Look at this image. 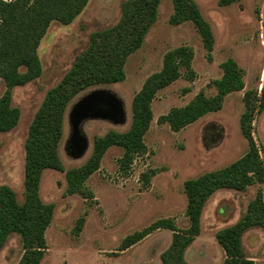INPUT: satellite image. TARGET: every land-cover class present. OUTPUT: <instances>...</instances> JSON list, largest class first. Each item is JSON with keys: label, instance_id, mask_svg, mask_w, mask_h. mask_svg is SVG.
I'll return each instance as SVG.
<instances>
[{"label": "rangeland", "instance_id": "374dc122", "mask_svg": "<svg viewBox=\"0 0 264 264\" xmlns=\"http://www.w3.org/2000/svg\"><path fill=\"white\" fill-rule=\"evenodd\" d=\"M124 0H89L70 23L54 20L42 37L38 54L42 73L12 91V103L20 109L15 127L0 132V184L10 185L19 202L25 199V143L30 124L47 91L59 83L75 59L90 42L92 32L115 24ZM211 24L215 42L210 53L202 36L190 20L174 24L172 0H161L156 21L143 44L126 59L125 79L89 86L69 102L59 152L65 170L46 168L42 173L40 194L54 202L53 219L46 230L47 251L41 264H163L161 252L172 240V230L159 228L148 237L121 250L123 239L160 217H171L179 229L189 226L186 214L187 195L184 182L206 171L221 168L238 159L249 149L240 127L246 109L247 90L262 93L264 85V0H196ZM193 48L195 76L184 72L160 89L152 101L153 120L144 135L147 150L135 156L127 167L120 166L123 148L111 145L103 154L100 166L85 185L94 197L67 192L66 171L80 166L92 155L94 140L110 129L126 131L132 122V100L145 79L161 69L165 53L178 45ZM234 58L243 68L245 86L225 96L223 106L210 111L178 131L158 117L173 106L186 104L196 93L214 95L213 80L221 77V62ZM96 89L113 92L123 103L125 120L115 122L92 116L80 129L87 147L74 156L68 140L72 134L70 111L84 95ZM6 82L0 78V96ZM253 136L264 159V109L256 110ZM261 190L264 182L245 189L219 188L206 201L201 215V232L186 248L191 264H222L226 253L216 237L222 227L236 222ZM81 218L82 227L79 228ZM247 255L264 264V226L248 228L242 237ZM23 252V242L13 232L0 249V264H16Z\"/></svg>", "mask_w": 264, "mask_h": 264}, {"label": "trees", "instance_id": "16d2710c", "mask_svg": "<svg viewBox=\"0 0 264 264\" xmlns=\"http://www.w3.org/2000/svg\"><path fill=\"white\" fill-rule=\"evenodd\" d=\"M88 1L0 0V78L6 82V90L0 96V132L12 129L20 119V109L12 103L13 88L42 73L38 47L51 22L70 23ZM232 1L220 0V3L229 4ZM160 2L124 0L118 21L92 32L88 46L80 52L62 80L47 91L30 124L25 143L24 201H18L10 185L0 184V249L13 232L19 233L23 252L16 264H41L48 248L46 230L53 219L55 203L42 199L40 185L46 168L65 170L59 145L69 102L89 86L125 79L126 59L143 44L157 19ZM172 3L171 22L192 21L210 53L215 36L196 0H172ZM193 57V48L187 44L178 45L165 53L161 69L150 74L133 97L130 128L126 131L110 129L96 136L90 158L66 171L68 193L79 192L84 197H94L85 181L99 168L103 154L111 145L123 148L119 159L123 168H127L136 155L147 150L144 135L153 120L152 101L160 89L183 74L182 68H185L184 74L188 78L195 76ZM220 65L223 72L221 77L213 80L216 88L214 95H207L201 90L186 104L173 106L161 114L158 121L167 122L172 130L178 131L206 113L220 109L228 93L244 88L243 68L234 58L229 57ZM245 102L240 127L248 139L249 149L224 167L185 180L189 226L179 229L173 218L160 217L143 229L128 234L120 245L121 250L156 229L167 228L173 234L170 244L161 252L162 263L191 264L185 257V251L201 232V215L208 198L219 188L245 189L264 182V159L253 136L255 111L264 109V85L260 97L257 92L247 90ZM253 226H264V195L261 190L250 200L246 211L236 222L217 230L216 237L226 253L222 264H256L246 254L242 241L245 231Z\"/></svg>", "mask_w": 264, "mask_h": 264}, {"label": "water", "instance_id": "95a60500", "mask_svg": "<svg viewBox=\"0 0 264 264\" xmlns=\"http://www.w3.org/2000/svg\"><path fill=\"white\" fill-rule=\"evenodd\" d=\"M123 102L107 89H96L81 97L71 108L70 122L72 134L68 140L74 156L84 153L87 147L85 134L80 129L81 122L92 116H100L115 122L125 120Z\"/></svg>", "mask_w": 264, "mask_h": 264}, {"label": "crops", "instance_id": "0c3cea01", "mask_svg": "<svg viewBox=\"0 0 264 264\" xmlns=\"http://www.w3.org/2000/svg\"><path fill=\"white\" fill-rule=\"evenodd\" d=\"M165 229H167V228H165ZM170 230H171V229H170ZM151 233H152V232H151ZM172 233H173V231H172ZM148 235H150V234H148ZM148 235L145 236V237H148ZM143 239H144V238H143ZM143 239H141V240H143ZM141 240H139V241H141ZM139 241H138V242H139ZM138 242H136V243H138ZM136 243H134V244H136ZM134 244H133V245H134ZM133 245H131L130 247H132ZM130 247H128V248H130ZM128 248H126V249H128ZM126 249H124V250H126ZM260 261H262V260H260V259H255V263H256V264H258Z\"/></svg>", "mask_w": 264, "mask_h": 264}]
</instances>
